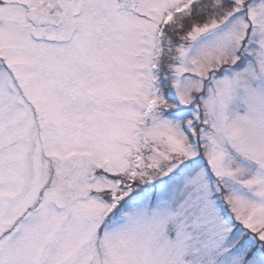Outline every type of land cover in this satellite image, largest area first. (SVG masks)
Wrapping results in <instances>:
<instances>
[{
	"label": "snow or ice",
	"instance_id": "snow-or-ice-1",
	"mask_svg": "<svg viewBox=\"0 0 264 264\" xmlns=\"http://www.w3.org/2000/svg\"><path fill=\"white\" fill-rule=\"evenodd\" d=\"M0 264H264V0H0Z\"/></svg>",
	"mask_w": 264,
	"mask_h": 264
}]
</instances>
